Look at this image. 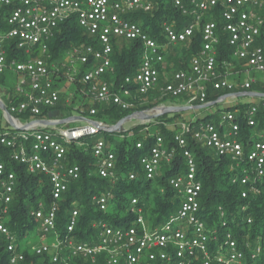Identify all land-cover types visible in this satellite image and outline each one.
Segmentation results:
<instances>
[{
  "label": "built area",
  "instance_id": "2783aa9c",
  "mask_svg": "<svg viewBox=\"0 0 264 264\" xmlns=\"http://www.w3.org/2000/svg\"><path fill=\"white\" fill-rule=\"evenodd\" d=\"M165 2L177 11L179 20L161 21L157 34L152 26H143L133 19L138 13L152 14L157 8L153 0H0V78L6 71L17 74L10 96L20 99L7 104L0 98L13 120L12 128L1 112L5 124H0V237L4 240L7 264L243 261L238 241L227 232L219 245L216 231L211 232L200 217L202 182L187 139L212 151L217 158L230 160L233 183L245 188L240 193L242 199L264 193V96L248 97L250 102L239 104L236 99L240 97L235 95L264 94V0ZM72 21L90 37L91 44L74 47L64 60H53L47 43L60 25ZM197 37L201 39L200 46L186 69L169 72L166 59L172 48ZM119 40L136 42L141 58L136 71L115 90L103 76L112 72L111 54ZM19 54H23V59L17 58ZM79 66L86 67V71L81 72ZM76 82L87 86L82 94L92 106L88 109L91 116L96 115L94 104L152 113L168 104L145 111L137 109L147 103L149 93L157 90L159 97L182 98L184 106H221L223 112L215 121L192 125L190 121L196 118L193 117L177 123L172 139L176 148L155 134L153 145L139 158L141 173L120 171L112 145L103 139L90 145L96 160L95 176L112 187L120 181L159 182L157 187L154 185L159 196L176 201L162 224H146L144 205L138 195L127 197L124 211L131 220L126 222V217L120 216L124 221L115 224L110 216L117 195L106 190L87 199L100 217L94 216L86 228H79L84 212L81 202L73 200L63 213V231L57 229L69 186L81 176L78 165L66 163L67 148L72 144L87 146L79 140L95 137L101 127L109 126L79 113L78 117L90 122L76 119L72 123L83 125L67 129V124L58 123L72 116H48L58 113L54 110L62 101L69 106ZM210 95L217 98L212 100ZM41 121L55 125L45 126ZM242 125L243 130L250 131L247 137H242ZM135 147L142 149L143 143L138 142ZM176 150L183 163L173 167ZM24 176L42 177L49 188L48 201H36L29 212L36 222L34 237L28 231L20 235L6 225ZM214 243L216 247L212 249L210 245Z\"/></svg>",
  "mask_w": 264,
  "mask_h": 264
},
{
  "label": "trees",
  "instance_id": "16d2710c",
  "mask_svg": "<svg viewBox=\"0 0 264 264\" xmlns=\"http://www.w3.org/2000/svg\"><path fill=\"white\" fill-rule=\"evenodd\" d=\"M153 2L157 5V8L152 14L138 13L133 16V19L143 26H152L158 34V25L161 21L171 20L172 18L179 20V14L171 8L170 4L165 2V0H153ZM200 43L201 39L197 37L190 43L187 42L173 47L170 56L166 59L168 71L170 72L172 69H186L185 67L188 61L196 55V49L200 46ZM47 44L50 58L59 61L64 60L66 54L74 47H87V45L91 44V39L78 27L75 21H72L60 25L54 37ZM17 58L23 59V54L17 55ZM140 58L139 46L136 42L124 40L116 41L111 54L112 72L106 73L103 76V80L113 89L117 90V88L123 84L124 79L126 77H131L136 71ZM79 69L81 72L86 71V67L79 66ZM3 80L2 76L0 82L2 83ZM161 85L162 83L160 86ZM74 86V94L69 106L62 101L54 111L60 113L65 108L73 109L75 104L80 102L81 105H79L78 110L81 108L82 111H79L82 115H89L88 109L91 105L88 103V100L84 99L82 94L86 92L87 86L79 82H76ZM5 94L10 96L12 92L8 93L7 91ZM76 94L80 96L78 97ZM11 96L8 102H17L20 100L15 98L12 99ZM210 96L212 100L217 98V96ZM146 98L148 99L147 103L137 110L145 111L146 109L160 106V104L168 103L172 105L174 102L173 99L159 97L158 90L149 93ZM93 107L96 109V120L108 125H115L122 118L132 114L133 111H122L119 108L117 109L114 106L106 104L103 106L94 104ZM238 107L244 108L245 106L239 105ZM217 116V112L214 114H207L202 118H195L194 121H190V124L196 125L198 123H204V121L207 120L215 121L218 118ZM0 118L2 117L0 116ZM184 119L182 113L171 115V117L162 115L152 122L147 123V125H135L131 130L124 133L110 134L104 132L103 140L112 145V151L115 156H117V167L120 171H136L141 173L139 158L148 151L151 145H153L155 134H159L163 137V140L168 146L176 148L172 139L178 128L177 123L184 121ZM149 126L155 128L153 133L149 132ZM241 127L242 137L243 134L244 137H247L250 131L248 129L247 131L243 130V125ZM92 138L93 137L90 136L79 140L87 145L85 147H78L72 144L67 148L68 151L65 156L66 163L68 165H78L81 176L75 183L69 186L71 188L66 196L67 202L61 205V212L58 215L60 217H58L57 229L63 231V213L68 209V203H71L73 200L81 202V210L84 212V218L79 223V228H86L87 221L94 216L100 217V214L94 211V207L89 205L87 199L94 193L106 190H111L117 195V197L115 196L116 203L113 213L110 216L115 224L124 221L120 216H125L126 222L131 220V218L125 215L124 209L127 204V197H133L135 195L140 196V199H142L141 204L144 205L146 224H162L165 220V215L169 213L167 211H173L176 201L167 200L159 196L156 188L159 182L152 184L150 181L137 182L136 180L130 183L120 181L116 187H112L108 181L97 178L94 172L96 160L92 157L91 149L89 148L92 144ZM187 140L188 149L195 156L196 165L202 182V198L200 202L201 219L211 232L213 230L216 231L219 245H222L224 242L223 238L227 232L231 234L233 239L238 241V246L241 252L244 253V259L241 264H264V193L257 195L249 194L247 199H242L240 193L243 189L245 190V188L240 186L238 182L233 183L232 180L234 176L230 171V160L225 157L217 158L212 151L201 148L199 144L191 139ZM138 142L143 143L142 149H136L135 144ZM182 163L183 158L181 154L178 153V150H176V156L171 164L173 167H177ZM17 170L16 168V171ZM43 180L44 178L42 177L24 176L19 186V192L17 193L18 197L13 201L11 207L9 214L11 219L6 224L11 231L18 234L20 233L21 235L23 232L35 228L36 222L29 217V212L35 207L36 201L40 200L47 202L49 198V188ZM154 185L156 187H154ZM36 190H39L38 194H35ZM247 221H250V223H247ZM3 245L4 240L0 237V264H7L6 255L3 253ZM212 245V249H214L216 247L215 243L210 246ZM218 249L217 247V250Z\"/></svg>",
  "mask_w": 264,
  "mask_h": 264
},
{
  "label": "rangeland",
  "instance_id": "374dc122",
  "mask_svg": "<svg viewBox=\"0 0 264 264\" xmlns=\"http://www.w3.org/2000/svg\"><path fill=\"white\" fill-rule=\"evenodd\" d=\"M252 74L255 75L256 77L258 76V74H256V73H252ZM3 79H4L3 82L2 83L0 82V91H1L0 92V98H1L2 101H4L5 103L8 104V98H7V95L5 93L7 91H8V93L14 91V89H15L14 87L16 86V83H17V74H14V73L6 71L4 73ZM251 100H252L251 98H248V97L243 98L242 97V98L236 99V103L246 104V103L250 102ZM173 101H174L172 103L173 106H175V105L184 106L186 104L185 100H183L182 98H177V99H175ZM79 105H81V103L77 102L75 104V106L73 107V109L65 108L60 113L59 112L58 113H50L48 116L52 117V118H61V117H67V116L68 117H70V116H72V117L78 116L77 114L81 113L78 110ZM172 105L168 104L167 106H172ZM221 110H222V108L218 104V105H214V106H211V107L204 108V110H197V111L189 110V112L182 113V116H183V118H186V120L190 119V117H192L193 115H199L200 117H203L205 113L214 114V113L217 112V115L219 116V114L221 112H223V110L222 111ZM0 116L2 117L1 111H0ZM168 116L171 117V115H168ZM85 118L91 119V120H96L95 116H91V115H86ZM23 122H26V120L23 119ZM0 124L1 125L5 124L4 117L0 118ZM82 125L83 124H81V123L75 122V123H69V124L65 125L64 127L67 128V129H75L76 127H79V126H82ZM135 125H137V121L132 120L130 122L125 123L123 125V128L128 131V130H131L133 128V126H135ZM148 129H149L150 133H153L155 131L154 130L155 128L152 127V126H149ZM103 135H104L103 132L97 134V136H95V137H93L91 139V143L93 141L97 140V139H103V137H104ZM129 136H130V134H129ZM83 144L86 145L85 143H83ZM38 193H39V190H36L35 194H38ZM36 232L37 231L35 229L28 230V233H29L30 237H34L36 235Z\"/></svg>",
  "mask_w": 264,
  "mask_h": 264
},
{
  "label": "water",
  "instance_id": "95a60500",
  "mask_svg": "<svg viewBox=\"0 0 264 264\" xmlns=\"http://www.w3.org/2000/svg\"><path fill=\"white\" fill-rule=\"evenodd\" d=\"M235 95H237V97H240V98L241 97H245L246 98V97H252V96H264V94L255 95V94H252V93H249V92H246L245 94H235ZM206 107H207V105H203V106H178V105H175V106H161L160 108H155L152 113H148V112H146V113H144V112H132V114L122 118L115 125H109V126L101 127L100 131L103 132V133L106 132V133H110V134L124 133L127 130H125L123 128V125L125 123H127V122L132 121V120L137 121L138 124L141 125V124H146L147 122H151V121L161 117L162 115H175V114H178V113L189 112V110H203ZM0 111L2 113L4 112L6 114V117H8L9 124L13 128L12 117H10L7 114L6 106L1 101H0ZM155 111H158V112H155ZM76 119L83 120V121L88 122V123L90 122V120L88 121L85 118L75 116V117H70V118L63 119L58 124L59 125H61V124H69V123L74 122ZM41 123L43 125H45V126L46 125L47 126L55 125V123H50L48 121H46V122L45 121H41Z\"/></svg>",
  "mask_w": 264,
  "mask_h": 264
},
{
  "label": "crops",
  "instance_id": "0c3cea01",
  "mask_svg": "<svg viewBox=\"0 0 264 264\" xmlns=\"http://www.w3.org/2000/svg\"><path fill=\"white\" fill-rule=\"evenodd\" d=\"M192 111H197V110H192ZM205 115H206V113L204 114V116H205ZM194 116H195L196 118H197V117H198V118H202V117H200L199 115H193L192 117H190V119L193 118ZM204 116H203V117H204ZM185 119H186V118H185ZM190 119H187V120H190Z\"/></svg>",
  "mask_w": 264,
  "mask_h": 264
},
{
  "label": "clouds",
  "instance_id": "9594fccd",
  "mask_svg": "<svg viewBox=\"0 0 264 264\" xmlns=\"http://www.w3.org/2000/svg\"><path fill=\"white\" fill-rule=\"evenodd\" d=\"M179 106V105H178Z\"/></svg>",
  "mask_w": 264,
  "mask_h": 264
}]
</instances>
